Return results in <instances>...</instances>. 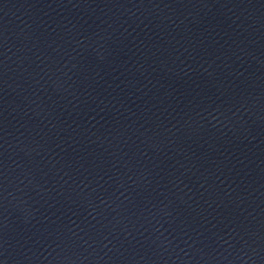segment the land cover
<instances>
[{
	"label": "water",
	"instance_id": "95a60500",
	"mask_svg": "<svg viewBox=\"0 0 264 264\" xmlns=\"http://www.w3.org/2000/svg\"><path fill=\"white\" fill-rule=\"evenodd\" d=\"M0 264H264V0H0Z\"/></svg>",
	"mask_w": 264,
	"mask_h": 264
}]
</instances>
